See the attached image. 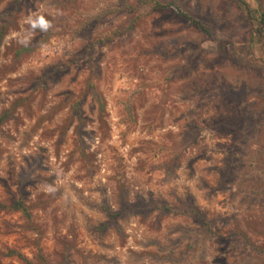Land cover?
<instances>
[{
	"label": "rangeland",
	"instance_id": "rangeland-1",
	"mask_svg": "<svg viewBox=\"0 0 264 264\" xmlns=\"http://www.w3.org/2000/svg\"><path fill=\"white\" fill-rule=\"evenodd\" d=\"M256 21L235 0H0V264H264Z\"/></svg>",
	"mask_w": 264,
	"mask_h": 264
},
{
	"label": "trees",
	"instance_id": "trees-1",
	"mask_svg": "<svg viewBox=\"0 0 264 264\" xmlns=\"http://www.w3.org/2000/svg\"><path fill=\"white\" fill-rule=\"evenodd\" d=\"M239 6L247 13V15L252 18V19H256L257 23L261 26V29L264 31V12L261 9V6L258 5V7L256 9H251L250 6L248 5V3L246 2V0H235ZM168 6V5H167ZM167 6H160L157 5V8H169V6L172 7V5ZM177 14L185 19L190 20L186 15H184L182 12H180L178 9L176 10ZM197 25V27L199 28V30L205 34H207V30L200 24L198 23H194ZM2 37V33H0V40ZM4 117L0 118V124L3 121ZM13 210L15 211H22L24 214H27V210L26 208L23 206L22 202H17L13 207ZM14 256L20 257V255L16 252L11 253Z\"/></svg>",
	"mask_w": 264,
	"mask_h": 264
}]
</instances>
